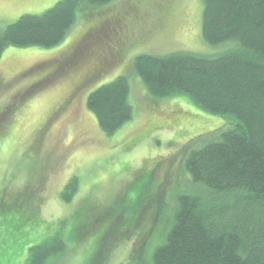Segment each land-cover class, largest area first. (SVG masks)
Here are the masks:
<instances>
[{"label":"trees","instance_id":"1","mask_svg":"<svg viewBox=\"0 0 264 264\" xmlns=\"http://www.w3.org/2000/svg\"><path fill=\"white\" fill-rule=\"evenodd\" d=\"M115 1L61 0L43 14L22 15L7 28H0V56L9 46H56L74 26L81 4L111 7ZM203 1V39L214 45L230 43L232 46L223 54L211 57L182 50L166 55L144 53L135 60L136 73L151 96L186 95L203 112L223 115L231 122L213 133L215 137L208 144L187 148L183 168L189 182L182 180L186 189L173 199L175 211L151 258L155 264H264V0ZM96 13L89 12V31L69 53L22 73L47 69L38 75V83L29 88L28 94L63 80L61 77L73 70L71 77L77 75L78 80L72 82L67 96L71 100L101 81L122 59L124 46L117 49L115 56L106 55L111 52L106 45L115 41L119 33L103 32L105 39L98 41L96 34L104 31V26L93 22ZM117 15L123 16V24L130 23L126 13ZM129 42L134 45L137 41ZM95 58L98 63L93 65ZM130 89L128 78L120 75L88 95L87 107L95 113L105 133L114 134L133 118ZM14 105L11 103L7 109L6 118L15 110ZM180 168L181 165L177 171ZM159 169V163L153 168H138L124 194L95 216L101 222L110 221L111 229L102 237L93 263L109 256L115 241L130 237L148 224L134 242L136 253L132 258L142 257L161 221L157 203L165 198L166 185L164 180L157 182L162 178ZM142 179L137 195L131 197L129 191ZM78 187L75 176L62 192V199L71 201ZM36 188L29 185L18 192L3 193L2 210L28 213L24 222L31 220L42 202L34 196ZM94 223L93 220L87 225ZM66 247L63 234L58 232L30 247L25 264H46Z\"/></svg>","mask_w":264,"mask_h":264},{"label":"rangeland","instance_id":"2","mask_svg":"<svg viewBox=\"0 0 264 264\" xmlns=\"http://www.w3.org/2000/svg\"><path fill=\"white\" fill-rule=\"evenodd\" d=\"M59 1L0 0V28H7L22 15L43 14ZM96 6L88 2L80 5L74 26L60 44L50 48L9 46L0 56V202L3 193L18 192L29 185L37 187L33 190L36 200L42 199L40 211L26 222L28 213L3 211L0 204V264H25L30 247L58 232L63 234L67 247L46 264H155L151 255L161 244L168 218L175 211L173 199L186 189L182 180L189 182L183 168L187 148L208 144L215 137L213 133L231 125L223 115L203 112L186 95L151 96L136 73L135 60L144 53L166 55L183 50L214 57L232 46L204 41L203 0H116L111 7ZM156 8L162 9L160 26L152 29L143 43L128 42L122 59L101 81L68 100L72 82L78 80L77 75L71 77L73 70H69L61 77L63 80L28 94L30 84L47 69L22 73L69 53L92 23L89 12H97L93 16L95 23L116 13H126L133 31L136 23L147 25L149 20L156 19L159 23L160 12ZM142 13L152 16L146 17L145 22L134 19ZM108 29L96 34L98 41L105 39L104 33H111ZM116 41L117 38L107 42L106 48L116 45ZM120 75L129 80L134 115L109 135L87 107V97L95 88ZM63 101L62 109H58ZM11 103H15V110L6 118ZM157 163V172L162 174L157 182L164 180L165 198L157 203L161 221L149 237L144 254L139 259L132 258L137 235L141 236L148 224L140 226L130 237L115 241L110 255L93 263L102 237L111 229L110 221L101 222L95 216L124 194L138 168H153ZM75 176L78 191L68 202L62 199V192ZM142 181L135 182L129 191L131 197L137 195ZM93 220L96 224L88 226Z\"/></svg>","mask_w":264,"mask_h":264},{"label":"flooded vegetation","instance_id":"3","mask_svg":"<svg viewBox=\"0 0 264 264\" xmlns=\"http://www.w3.org/2000/svg\"><path fill=\"white\" fill-rule=\"evenodd\" d=\"M154 9L155 8H153L151 13L154 11ZM157 11H159L160 14H162V9H157ZM151 13L150 14H148V13L147 14L146 13L139 14V15L135 16L134 19L135 20L139 19V22H145L146 17L148 18L149 16H152ZM122 17H123L122 15H117V16L114 15V17H112L110 19H104V20L100 21L101 24H98V25H100L99 27L104 26V29H108V27H110V25H111V29H108V31L110 30L112 33H119L120 31H122L121 33L118 34L119 38L117 37L116 45L112 44L111 45L112 47L110 49L108 48L111 52L106 53V55L112 54L113 56H115L117 49L122 47V46H126V44L132 39H134L135 41H140L141 43H143L150 36L151 30L156 28V26H160V24L163 21V18H161V16L158 17L160 20L159 23H158V19H156L154 21H152V20L150 21L148 19L149 22L147 25H146V23H145V25H139L138 23H136L137 28H136V30L132 31L131 27L129 26L130 23L129 24H123V21L121 20ZM119 29H120V31H119ZM88 31H89V28L87 27L86 30L84 31L83 35L79 38V41L77 43L81 42L80 40L82 38H85ZM96 63H98V62L95 61L93 63V65H95ZM37 83H38V80L35 82H32L28 88H34ZM58 109H62L61 105L58 106Z\"/></svg>","mask_w":264,"mask_h":264}]
</instances>
